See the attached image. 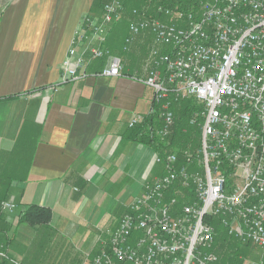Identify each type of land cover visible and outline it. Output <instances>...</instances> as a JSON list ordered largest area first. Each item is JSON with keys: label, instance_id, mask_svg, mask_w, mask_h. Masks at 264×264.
Listing matches in <instances>:
<instances>
[{"label": "built area", "instance_id": "1", "mask_svg": "<svg viewBox=\"0 0 264 264\" xmlns=\"http://www.w3.org/2000/svg\"><path fill=\"white\" fill-rule=\"evenodd\" d=\"M127 3L111 0L83 17L53 92L84 80L98 60L108 64L96 77L124 76L123 58L106 44ZM132 11L123 51L151 34L147 74L136 79L154 99L149 115L135 116L129 128L142 126L161 150L173 135L174 105L192 99L200 110L189 124H199L201 145L155 153L164 173L144 184L91 264H219L223 235L258 249L259 259L241 264H264V0H176L154 13ZM18 211L15 200H2L0 225ZM2 262L23 264L3 241Z\"/></svg>", "mask_w": 264, "mask_h": 264}, {"label": "crops", "instance_id": "2", "mask_svg": "<svg viewBox=\"0 0 264 264\" xmlns=\"http://www.w3.org/2000/svg\"><path fill=\"white\" fill-rule=\"evenodd\" d=\"M95 2L0 0V202L15 200L19 210L15 218L2 216L0 238L12 259L28 264H58L51 261L56 243L93 239L87 253L84 244L67 249L70 264L89 262L103 226L116 227L144 184L164 172L154 149L134 141L129 128L153 104L151 89L136 79L147 74L150 33L134 38L123 77H96L108 64L98 60L84 80L51 90L83 17L101 13ZM138 5L128 0L124 22ZM130 20L111 28L106 47L115 55L130 35ZM32 206L50 209L51 223H22Z\"/></svg>", "mask_w": 264, "mask_h": 264}, {"label": "trees", "instance_id": "3", "mask_svg": "<svg viewBox=\"0 0 264 264\" xmlns=\"http://www.w3.org/2000/svg\"><path fill=\"white\" fill-rule=\"evenodd\" d=\"M139 7L141 10H146L150 13H154V9L157 6H164V7H171L176 0H138ZM106 0H96L95 7L100 9L103 8L105 5ZM196 111V106L193 104V101H188L186 104L182 103L178 106H174V112L176 114L177 125L175 130V138L173 139V145L175 144H188L189 140L195 137V133H199L198 128L195 126H190L189 121ZM156 121V126L158 127L161 125L159 121V117L157 119H153ZM143 127L138 126L133 129V140L142 144L150 146L154 149L155 153H161L160 147L162 146L161 142H155L154 140L150 139L149 137H145L142 135ZM142 135V136H141ZM182 142V143H181ZM52 221V211L47 208H40L38 206H32L29 208L25 216L22 218V223L26 225H48ZM1 239V238H0ZM3 241L2 239L0 242ZM4 242V241H3ZM218 247L216 248L217 254L220 258L219 264H241L238 257L241 255V245L235 241L229 240L224 235L217 241ZM0 264H8L6 262H2Z\"/></svg>", "mask_w": 264, "mask_h": 264}, {"label": "rangeland", "instance_id": "4", "mask_svg": "<svg viewBox=\"0 0 264 264\" xmlns=\"http://www.w3.org/2000/svg\"><path fill=\"white\" fill-rule=\"evenodd\" d=\"M106 4V3H105ZM128 6L131 8V6H130V4H128ZM137 7H139V6H137ZM135 8V9H138L139 11L141 10V8ZM126 20H130L129 18H125V22L124 23H126ZM129 22V21H128ZM123 45H124V43L123 44H121V46H120V49H119V52H120V54H118V56H120V57H122L123 59H124V56H125V54L128 52V51H126V52H124L123 51ZM188 101H191L192 102V99L191 100H187L186 102H188ZM186 102H184V104H186ZM180 104H182V103H177L176 105H174V106H178V105H180ZM193 104L196 106V111L197 110H200V107L198 106V105H196L194 102H193ZM157 113H158V111H157ZM157 116L159 117V121L161 122V117H160V114L158 113L157 114ZM177 119L175 118V124H174V128H173V135L171 136V138L166 142V144H164L163 145V148H161V150L163 149V151H164V149H166L167 151H169V152H175V151H177L178 152V150H186V149H188V148H190V149H194V148H198V147H200V145H201V140H200V135H201V128H200V126H198L199 124H197L196 126H195V128H198V130H199V133L197 134V132L195 133V137H193L192 136V138L189 140L190 142H188V144H184V146L182 145V144H175V146L172 144L173 143V139L175 138L174 136V134H175V130H176V125H177ZM182 143V142H181ZM162 147V146H161ZM27 151H29V152H32V149H27ZM159 166H161L162 167V169H163V166H162V164H159ZM27 167V165L26 164H23V166H22V169L24 170L25 168ZM164 173V172H163ZM8 200H10V199H8ZM100 212V211H99ZM118 215L117 216H115L114 217V221H118ZM121 219V218H120ZM119 219V220H120ZM81 226V225H80ZM95 226V225H94ZM115 227L113 226V223H108V224H105L104 226H103V229L101 230V231H103V232H105V236L104 237H106V235H108V232L109 231H111V230H113ZM83 230H84V226H81V229H80V235L83 233ZM103 234V233H102ZM80 235H79V237L77 238V239H80ZM103 237V238H104ZM102 238V239H103ZM221 238V237H220ZM102 239H100L99 240V243L102 241ZM89 243H86V242H84L83 240H78V241H71V242H64V243H61V242H59L58 244L56 243V246H52L53 247V253H52V255H54L53 256V258H52V262L53 263H58V264H70L72 261H71V259L72 258H70V257H68V253H67V249H68V246H70V244H74V243H79V244H84V246H85V248H84V252H88L89 251V249L91 248V245H92V242H93V239H91V240H89L88 241ZM64 245H65V247H64ZM64 247V248H63ZM218 247V244L216 245V248ZM58 248L62 251L61 253H60V258H56V259H54V257H55V255H56V257H57V255L59 254V252H60V250H58ZM46 249V248H45ZM49 248H47V250H48ZM96 252H97V250H95V251H93L92 253H91V255L89 256V257H86L85 258V261H89V262H86V264L88 263V264H91V259L93 258V256L96 254ZM217 252V251H216ZM84 255H86L85 253H84ZM218 255V254H217ZM11 256V255H10ZM240 257H238V259L240 260V263H242L243 262V260L244 259H250V258H254V259H259V255H258V249L254 246V245H249V246H241V255H239ZM15 260H17V261H19L20 263H23V264H28V263H26L25 261H23L22 259H18V258H16ZM55 260H56V262H55ZM78 261L79 262H81V264H83V260L82 259H78Z\"/></svg>", "mask_w": 264, "mask_h": 264}]
</instances>
